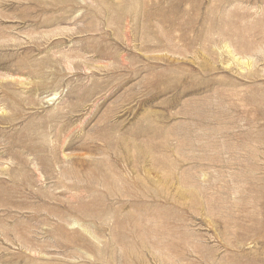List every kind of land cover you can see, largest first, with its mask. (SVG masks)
I'll return each mask as SVG.
<instances>
[{
    "label": "rangeland",
    "instance_id": "1",
    "mask_svg": "<svg viewBox=\"0 0 264 264\" xmlns=\"http://www.w3.org/2000/svg\"><path fill=\"white\" fill-rule=\"evenodd\" d=\"M0 264H264V0H0Z\"/></svg>",
    "mask_w": 264,
    "mask_h": 264
}]
</instances>
